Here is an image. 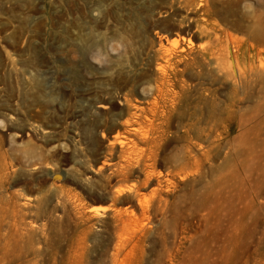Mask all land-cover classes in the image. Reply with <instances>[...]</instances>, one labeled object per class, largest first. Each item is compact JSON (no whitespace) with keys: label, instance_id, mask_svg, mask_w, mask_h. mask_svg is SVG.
<instances>
[{"label":"rangeland","instance_id":"374dc122","mask_svg":"<svg viewBox=\"0 0 264 264\" xmlns=\"http://www.w3.org/2000/svg\"><path fill=\"white\" fill-rule=\"evenodd\" d=\"M0 264H264V0H0Z\"/></svg>","mask_w":264,"mask_h":264},{"label":"bare ground","instance_id":"6f19581e","mask_svg":"<svg viewBox=\"0 0 264 264\" xmlns=\"http://www.w3.org/2000/svg\"><path fill=\"white\" fill-rule=\"evenodd\" d=\"M167 62H168V60H167ZM165 73H166V72H165ZM167 74H168V73H167ZM165 75H166V74H165ZM164 78H165V77H164ZM137 107H138V106H137ZM137 107H136V109H138ZM134 108H135V107H134ZM139 109H140V108H139ZM142 110H143V109H142ZM140 113H141V112H140ZM145 113H146V112H145ZM159 117H160V116H159Z\"/></svg>","mask_w":264,"mask_h":264}]
</instances>
